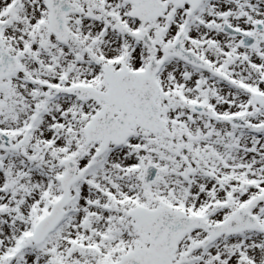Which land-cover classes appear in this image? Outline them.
<instances>
[{"label":"snow or ice","instance_id":"obj_1","mask_svg":"<svg viewBox=\"0 0 264 264\" xmlns=\"http://www.w3.org/2000/svg\"><path fill=\"white\" fill-rule=\"evenodd\" d=\"M0 264H264V0H0Z\"/></svg>","mask_w":264,"mask_h":264}]
</instances>
